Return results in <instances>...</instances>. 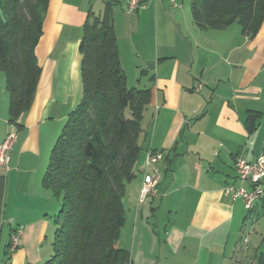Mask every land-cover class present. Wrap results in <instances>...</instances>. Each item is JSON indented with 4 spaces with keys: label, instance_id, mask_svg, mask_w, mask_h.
<instances>
[{
    "label": "crops",
    "instance_id": "obj_1",
    "mask_svg": "<svg viewBox=\"0 0 264 264\" xmlns=\"http://www.w3.org/2000/svg\"><path fill=\"white\" fill-rule=\"evenodd\" d=\"M113 1L120 2L112 9V23L126 83L129 70L136 88L151 94L117 245L125 229L129 243L120 249L134 252L140 227V250L146 222L159 219L167 225L152 264H230L247 212L223 188L237 185V159L253 163L264 153V20L248 38L236 24L199 30L191 21V0H139L141 7L131 13L127 0ZM103 2L48 0L35 48L40 76L32 104L16 126L8 123L9 98L0 74V145L14 135L8 169L0 167V220L9 227L5 253L11 264H40L39 249L59 211V201L41 182L67 116L81 100L78 46L86 14L103 10ZM247 112L260 114L252 133L245 127ZM149 151L162 154L160 182L154 197L138 207ZM17 227L20 245L10 252Z\"/></svg>",
    "mask_w": 264,
    "mask_h": 264
},
{
    "label": "trees",
    "instance_id": "obj_2",
    "mask_svg": "<svg viewBox=\"0 0 264 264\" xmlns=\"http://www.w3.org/2000/svg\"><path fill=\"white\" fill-rule=\"evenodd\" d=\"M119 4L104 0L101 14H86L78 46L81 100L67 116L41 182L59 201L52 254L41 264L130 263L117 241L151 94L149 89L127 88L112 23V9ZM47 6L48 0H0V73L11 126L33 101L40 76L35 48ZM190 17L199 30L222 31L236 24L242 36L253 38L264 20V0H191ZM259 119V113L247 112L249 133ZM3 191L0 176V213ZM257 204L264 209V196ZM235 263L233 256L230 264ZM250 264H264V252L255 254Z\"/></svg>",
    "mask_w": 264,
    "mask_h": 264
},
{
    "label": "rangeland",
    "instance_id": "obj_3",
    "mask_svg": "<svg viewBox=\"0 0 264 264\" xmlns=\"http://www.w3.org/2000/svg\"><path fill=\"white\" fill-rule=\"evenodd\" d=\"M187 3H189V0H187ZM92 11L95 15H99L102 11V8L100 10L93 9ZM127 75V88H136L133 76L131 72H129V70L127 72ZM261 187L264 190V178L261 181ZM245 220L246 222L243 226L244 229L241 230L240 234H238V238L236 240L239 246L238 249H240L241 252L236 253L235 264H250L252 263L255 254L264 252V209L261 207L260 204H258V207L255 212L251 216L247 217ZM2 223L3 222L0 220V264H11V262H9V257L11 254H9L8 252L5 253V244L8 240L9 227L6 224L2 225ZM146 223L148 224V229L146 231L145 228V233H147L143 236L144 238L142 239V248L140 250L137 249V242H139V235L141 234L139 227L140 234L138 233V237L136 238L137 242L135 244L134 252H129V264H152V261L158 255L156 248L157 245L159 246V242L163 238L166 222L164 224L163 221H160L158 219L157 221L151 220ZM54 230L55 228L53 225L51 230L47 232L46 237L43 239L42 245L39 249L41 258L40 264L49 260L51 257ZM125 232L126 231L124 229L122 231L119 244L117 245L119 248H122L125 245H128L129 243L128 236H126ZM244 239H247V244L245 245L246 248L242 243Z\"/></svg>",
    "mask_w": 264,
    "mask_h": 264
},
{
    "label": "built area",
    "instance_id": "obj_4",
    "mask_svg": "<svg viewBox=\"0 0 264 264\" xmlns=\"http://www.w3.org/2000/svg\"><path fill=\"white\" fill-rule=\"evenodd\" d=\"M173 2V0H172ZM141 7L139 0H127V12L131 13ZM198 91V90H197ZM14 135L8 134L5 140L0 145V167L8 169L9 151L12 146ZM162 160L160 152H147L143 164V174L137 206H142L154 197L155 188L160 182V175L157 171V165ZM235 183L237 185H227L223 188V193L232 201H241L246 212H251L254 205L264 196V191L261 187V181L264 178V154H262L255 162L249 163L241 159H237L234 164ZM22 228L17 227L12 232L9 240V251L13 252L20 245ZM244 247L246 248L247 239H244Z\"/></svg>",
    "mask_w": 264,
    "mask_h": 264
},
{
    "label": "water",
    "instance_id": "obj_5",
    "mask_svg": "<svg viewBox=\"0 0 264 264\" xmlns=\"http://www.w3.org/2000/svg\"><path fill=\"white\" fill-rule=\"evenodd\" d=\"M152 65H153L152 62H147L146 63V67L149 68V69H152Z\"/></svg>",
    "mask_w": 264,
    "mask_h": 264
}]
</instances>
